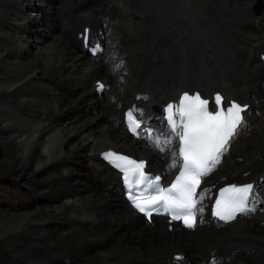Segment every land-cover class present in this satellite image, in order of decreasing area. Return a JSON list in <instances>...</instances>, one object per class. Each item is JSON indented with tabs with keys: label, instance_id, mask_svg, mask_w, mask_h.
<instances>
[{
	"label": "bare ground",
	"instance_id": "obj_1",
	"mask_svg": "<svg viewBox=\"0 0 264 264\" xmlns=\"http://www.w3.org/2000/svg\"><path fill=\"white\" fill-rule=\"evenodd\" d=\"M28 1L0 0V149L3 152L0 177L16 180V189L46 193L53 202L26 213H0V228L7 226L0 239L6 243L8 264H73L69 256L67 263L64 260L55 262L45 252L52 245L63 250L66 240L79 237V229L98 226L114 218L122 208L116 201L108 202V198L98 192L82 190L73 178L71 162L108 148L135 147L106 125L103 115L84 120L63 119L62 116L57 121V117L77 100L67 102L43 78L58 65H78L83 59L44 27L47 45L39 46L27 61L21 60L31 39L25 31L26 22L32 16ZM74 1L67 0L71 3L72 14L89 10L108 17L104 23L111 28L112 36L122 38L116 49L124 54L131 73L125 84L120 83L121 90L111 88L110 92L125 103L131 98L135 85L136 67L139 66L136 64L138 51H135L139 47H150L161 59L172 56L179 66L189 61L188 69L201 61L199 49L184 39L177 27L175 6L184 5L183 12L189 15L220 57L219 70L213 74L227 76L224 81L213 78L206 85L227 89V97L240 96L251 106L248 130L234 144L217 177L238 180L243 173H248L247 178L252 180L263 176L264 95L261 97L258 90H264L260 80L264 71L259 66L257 53L259 38L264 32V0L261 15L250 13L239 28L226 35L214 12L201 0H79L78 7ZM39 2L44 6L46 17L52 19L47 4L43 0ZM225 2L247 10V2ZM193 68L197 69L198 65ZM256 110L258 116L254 114ZM16 219L18 224L9 228L10 222ZM247 235L255 242L242 249L237 239ZM115 237L99 256L83 264H131L137 260L167 257L175 252L191 257L211 249L228 258L222 264H264V214L225 228L211 227L194 232L155 219L153 227ZM222 242L226 244L215 248ZM46 244L49 245L45 247Z\"/></svg>",
	"mask_w": 264,
	"mask_h": 264
},
{
	"label": "snow or ice",
	"instance_id": "obj_2",
	"mask_svg": "<svg viewBox=\"0 0 264 264\" xmlns=\"http://www.w3.org/2000/svg\"><path fill=\"white\" fill-rule=\"evenodd\" d=\"M103 88V84H98V90ZM214 102L216 108L210 111L209 100L201 98L199 94L189 96L185 93L176 105L168 104L164 108L165 115L161 121H167L164 125L166 131L153 133L151 129H146L154 149L170 154L172 164L169 167L179 164L182 169L169 187L160 186L159 176L149 179L144 172V162L112 152L104 154V158L123 174L122 179L133 206L149 220L155 212L170 216L171 221H183L186 228L196 227L197 211L203 212L202 206L197 209V189L201 179L220 163L229 139L243 122L242 113L247 110V106L235 101L230 102L227 108L223 107L220 94L215 95ZM127 115L130 130L135 133L136 129L141 128V123L133 117L132 112ZM140 185H146L144 190L133 194V187ZM255 197V187L251 183L229 185L220 191L213 215L224 223L234 221L238 214L254 210L248 205Z\"/></svg>",
	"mask_w": 264,
	"mask_h": 264
},
{
	"label": "rangeland",
	"instance_id": "obj_3",
	"mask_svg": "<svg viewBox=\"0 0 264 264\" xmlns=\"http://www.w3.org/2000/svg\"><path fill=\"white\" fill-rule=\"evenodd\" d=\"M27 7L32 12V16H30L26 22L25 31L28 37H30L31 39H29V44H27V52H24V56L22 55L23 57L21 60L23 61H27L32 56V54L36 52V49L39 46L47 45L48 39L43 35L45 33L44 27L52 35H55L49 28L52 27V25L55 23L52 13L49 14L52 19L47 18L46 13L44 12V6L41 4V2H39V0H29L27 2ZM46 23L49 25V27H47ZM63 119H67V117H64ZM2 155L3 152L0 149V158ZM73 178H75V174ZM15 182L16 180H10L9 178L4 177V175L3 177H0V213H26L29 211H33L36 207H42L43 204L34 203L30 200V198L48 194L42 192L43 194L39 195V192L36 191L33 193H29V190L27 188L16 189ZM34 186H37V184H35ZM28 193L31 195H28ZM43 206H50V204H44ZM16 220L17 221L10 222L9 228L18 224L19 220ZM2 228H0V235L4 230L7 229V226H4ZM6 256V243L0 239V264H8L6 261ZM2 258L4 260H2Z\"/></svg>",
	"mask_w": 264,
	"mask_h": 264
}]
</instances>
